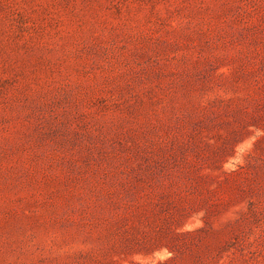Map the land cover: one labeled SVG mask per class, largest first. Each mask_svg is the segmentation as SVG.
<instances>
[{"label": "rangeland", "instance_id": "obj_1", "mask_svg": "<svg viewBox=\"0 0 264 264\" xmlns=\"http://www.w3.org/2000/svg\"><path fill=\"white\" fill-rule=\"evenodd\" d=\"M0 264H264V0H0Z\"/></svg>", "mask_w": 264, "mask_h": 264}]
</instances>
